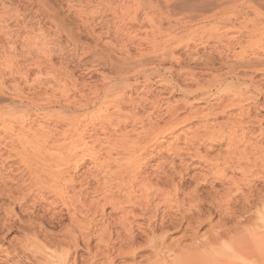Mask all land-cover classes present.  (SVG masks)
Listing matches in <instances>:
<instances>
[{
	"label": "bare ground",
	"instance_id": "1",
	"mask_svg": "<svg viewBox=\"0 0 264 264\" xmlns=\"http://www.w3.org/2000/svg\"><path fill=\"white\" fill-rule=\"evenodd\" d=\"M254 32L255 28H250L245 36L218 35L222 46L215 48L218 56L231 55L234 61L221 59L227 63L219 62L223 67L219 72L220 68L212 66L216 71H211V78L204 83L192 78L197 89L158 72L161 82L181 92L182 108L188 107L190 116L198 112L195 104L205 99L198 96L205 92L202 88L211 87V131L191 135L201 144L210 141L206 150L225 144L224 154L217 152L208 160L198 151L202 146L196 147L194 156L203 158L201 162L207 168V173L199 176L200 185L205 187L210 180L209 191L199 188L193 194L185 192L184 178L175 180V172L167 175V184L160 181V175L152 180V174L143 172L151 160L148 145H155L167 129L153 127L149 116L137 118L140 101L146 98H133L128 90L139 78L146 84L155 70L138 68L129 72L109 66L113 74L107 83L95 86L90 95L83 94L73 104L60 95L58 102H47L52 106L49 108L29 100L22 110L18 111L15 104L0 110V157L7 147V153L18 160L14 164L17 173L10 171L7 176L1 170L9 161L0 164V230L17 225L24 233L19 259L29 264H117L120 259L121 264H241L235 259L241 257L248 264H264V128L256 132L257 138L245 129L255 119L251 109L264 108L263 84L255 79L264 74V47L258 46ZM235 108L239 111L233 119L229 115ZM30 110L37 111L33 118ZM64 112L71 116L67 118ZM168 114L171 119L166 125L181 119L175 108L168 109ZM219 116L228 119L217 123ZM36 117H51L66 127L60 132L56 127L45 130L43 122L35 125ZM95 122L104 140L96 137ZM129 123L132 128L125 130ZM39 130L43 133L37 135ZM95 140L100 145L97 149ZM48 149L55 152L43 153ZM103 149L106 155H124L125 161L116 163L112 170L106 159L99 167L101 176L90 169L81 171ZM174 153L179 155L178 151ZM235 172L239 176H234ZM223 183L227 185L220 192L216 184ZM48 197L53 207L46 205L49 214H39L40 201ZM214 210L221 217L212 226ZM205 223L209 227L198 235L197 228ZM58 225L59 234L47 230V226ZM178 231L180 235L171 238ZM222 244L229 248L225 254L219 249ZM0 258V264H5Z\"/></svg>",
	"mask_w": 264,
	"mask_h": 264
},
{
	"label": "rangeland",
	"instance_id": "2",
	"mask_svg": "<svg viewBox=\"0 0 264 264\" xmlns=\"http://www.w3.org/2000/svg\"><path fill=\"white\" fill-rule=\"evenodd\" d=\"M250 28H255L258 46L264 47V0H0V110H7L13 104L17 105L18 111L22 110L29 100L49 108L52 106L47 102H58L60 95L68 97L70 104H73L83 98V94L90 95L95 86L107 83L108 76L113 74L109 66L129 72L138 68L155 70L146 84L139 78L137 84L128 90L133 98H146L140 101L136 117L149 116L153 127L167 129L159 135L155 145H148L147 156L151 160L143 172L152 174V180L160 175L163 184H167V175L175 172V180L183 176L182 188L185 192L193 194L199 188L209 191L210 180L205 187L200 185L202 180L199 176L207 173V168L201 162L203 158L194 156L196 147L202 146L198 151L205 154L204 160H208L217 152L224 154L225 144L215 145L213 151L206 150L210 141L201 144L200 140L191 139V135L200 136L205 131H211V122L214 120L211 119V87L202 88L205 92L198 96L205 99L195 104L198 112L190 116L188 107L182 108L181 92L161 82L158 72L190 89H197L192 78L204 83L211 78V71L222 70L220 61L222 64V60H231L229 63L234 61L231 55L218 56L215 48L222 47L218 35L245 36ZM245 45L248 47L247 43ZM212 66L218 68L214 70ZM255 79L263 84L264 90V74L255 76ZM174 108L181 119L166 125L171 119L168 109ZM124 109L127 110L128 106H124ZM251 110L253 118L259 122L254 119L245 125V129L251 137L257 138L256 132L264 128V108L256 111L253 107ZM238 111L237 108L231 109L229 117L234 119ZM29 112L35 115L37 111ZM62 114L67 118L71 116L68 112ZM36 119L35 125L43 122L45 130L56 127L60 132L66 127L65 123L56 122L51 117ZM217 119L219 123L228 118L219 116ZM131 128L129 123L125 130ZM134 128L139 131L138 125ZM97 129L96 137L104 140L105 136L98 124ZM41 133L43 131L39 130L37 135ZM94 142L97 143L96 149L99 148V143L96 140ZM173 150L178 151L179 155H175ZM44 152L51 154L55 149ZM104 152L103 149L96 160L87 161L81 171L90 169L96 176H101L103 172L99 167L106 159L111 163L112 170L116 163L125 161L122 154L112 152L106 155ZM157 152L160 154L154 157ZM4 154L0 157V164L8 161L11 164L8 163L1 170L2 175L7 176L16 172L14 164L18 160L12 153H7V147ZM18 167L23 169L22 164ZM26 176L22 175V178L26 179ZM234 176H239L238 172ZM225 184H216V188L223 190ZM50 200L51 197H48V200L40 201L39 214H49L45 208L53 207ZM211 216V225L214 226L221 215L214 210ZM17 227L7 226L0 230V257L5 260V264L25 262V259H19L24 233ZM208 227L205 223L197 228L198 235ZM47 230L59 234L61 228L60 225L54 228L47 226ZM180 233H172L171 238H177ZM186 241L189 240L183 243ZM222 246L219 247L221 254L229 251L228 246ZM6 253H9L10 258L7 259ZM239 258L235 257L238 263H249L247 259ZM121 261L115 263L121 264ZM25 264L29 262L26 260Z\"/></svg>",
	"mask_w": 264,
	"mask_h": 264
}]
</instances>
